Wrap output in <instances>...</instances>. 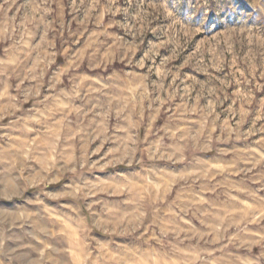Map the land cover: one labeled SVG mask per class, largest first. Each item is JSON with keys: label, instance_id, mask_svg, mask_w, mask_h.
<instances>
[{"label": "rangeland", "instance_id": "rangeland-1", "mask_svg": "<svg viewBox=\"0 0 264 264\" xmlns=\"http://www.w3.org/2000/svg\"><path fill=\"white\" fill-rule=\"evenodd\" d=\"M0 264H264V0H0Z\"/></svg>", "mask_w": 264, "mask_h": 264}]
</instances>
